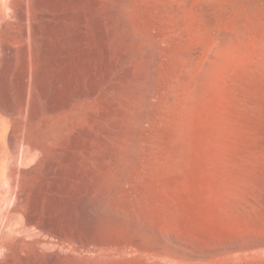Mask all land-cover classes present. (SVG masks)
<instances>
[{
	"label": "rangeland",
	"instance_id": "rangeland-1",
	"mask_svg": "<svg viewBox=\"0 0 264 264\" xmlns=\"http://www.w3.org/2000/svg\"><path fill=\"white\" fill-rule=\"evenodd\" d=\"M0 123V264H264V0H0Z\"/></svg>",
	"mask_w": 264,
	"mask_h": 264
},
{
	"label": "bare ground",
	"instance_id": "bare-ground-1",
	"mask_svg": "<svg viewBox=\"0 0 264 264\" xmlns=\"http://www.w3.org/2000/svg\"><path fill=\"white\" fill-rule=\"evenodd\" d=\"M27 63V62H26ZM30 65V64H29ZM30 68V67H29ZM27 69V68H26ZM28 70V69H27ZM31 70V69H30ZM28 87V86H27ZM27 93V92H26ZM27 95V94H26ZM0 125H1V123H0ZM2 135V134H1ZM1 137V136H0ZM3 151H1L0 152V155H1V153H2ZM28 153H26L25 155H27ZM3 156V154L1 155V157ZM24 158H26L25 156H23ZM29 158V157H28ZM27 158V159H28ZM2 161V160H1ZM3 162V161H2ZM1 162V163H2ZM4 163V162H3ZM6 163V162H5ZM2 164H0V176H1V174H3V171H5L4 169H3V167L1 166ZM5 165V164H4ZM3 165V166H4ZM5 167H6V165H5ZM8 168H9V166H8ZM5 175V174H4ZM3 177V176H2ZM5 180V179H4ZM0 181H1V179H0Z\"/></svg>",
	"mask_w": 264,
	"mask_h": 264
}]
</instances>
